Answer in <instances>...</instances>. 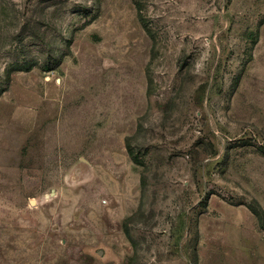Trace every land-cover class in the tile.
Returning a JSON list of instances; mask_svg holds the SVG:
<instances>
[{"label": "rangeland", "instance_id": "obj_1", "mask_svg": "<svg viewBox=\"0 0 264 264\" xmlns=\"http://www.w3.org/2000/svg\"><path fill=\"white\" fill-rule=\"evenodd\" d=\"M0 264H264V0H0Z\"/></svg>", "mask_w": 264, "mask_h": 264}]
</instances>
